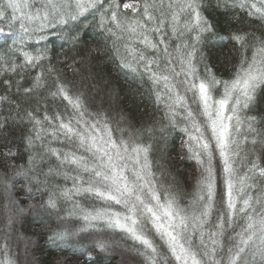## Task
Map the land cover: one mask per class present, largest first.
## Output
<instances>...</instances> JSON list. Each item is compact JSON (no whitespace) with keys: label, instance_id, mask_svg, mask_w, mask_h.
<instances>
[{"label":"snow or ice","instance_id":"snow-or-ice-1","mask_svg":"<svg viewBox=\"0 0 264 264\" xmlns=\"http://www.w3.org/2000/svg\"><path fill=\"white\" fill-rule=\"evenodd\" d=\"M89 18L111 39L118 66L150 82L160 113L151 123L137 127L123 111L118 118L92 111L83 92L73 95L61 82L45 42L57 34L75 47ZM0 24V33L15 37L0 52V75L18 77L3 80L0 107L13 106L12 119L28 126L23 154L4 152L0 264H18L8 240L29 210L56 214L53 244L88 232L105 251L118 233L144 264H264V157L256 153L264 149V114H249L264 99V0H0ZM226 47L235 61L229 57L224 76L212 56ZM45 92L71 114L49 115ZM177 130L200 168L187 204L175 183L165 185L166 167L144 142ZM80 197L102 206L84 207ZM61 202L70 205L66 216Z\"/></svg>","mask_w":264,"mask_h":264},{"label":"trees","instance_id":"trees-1","mask_svg":"<svg viewBox=\"0 0 264 264\" xmlns=\"http://www.w3.org/2000/svg\"><path fill=\"white\" fill-rule=\"evenodd\" d=\"M214 15L223 23L224 17L222 15L219 13H214ZM249 24L253 29L257 26V22L254 21H250ZM0 27H3V24H0ZM244 27L248 28L249 25H244ZM7 31L5 29V33H0V52L6 51L12 45V39L15 38L14 36L7 37ZM12 31L13 33L18 32V26L14 27ZM31 43L34 41H29V44ZM45 43H48L51 49L52 63L59 70L61 82L68 85L70 93L73 95L83 92L85 102L90 110L105 111L116 118L123 111L137 127H140L142 123L149 124L160 116L152 102L151 84L147 77L140 79L118 66L119 61L114 59L115 53L112 50L111 39H106L105 34L90 18L82 26L81 42L75 47L61 39L57 34L50 35L49 40ZM230 56V47L213 50L212 60L218 74L224 76L229 74L231 70ZM231 59L233 62L235 61L234 56H231ZM19 62L17 60V63ZM32 74L34 75L35 72ZM6 78L18 79L14 74L0 75V95L6 91L3 85V80ZM49 87L54 90L53 81L50 77ZM106 93L107 96L113 95L115 98L105 103L101 96ZM43 95L46 97L43 102L47 104L49 115L56 112H60L64 116L71 114V109L67 107L66 101L59 97L54 98L47 92ZM257 100L256 109L249 114L259 117L264 114V99L258 96ZM15 116L16 109L13 106L4 104L0 107V121H5L7 118L4 128L0 130V172L7 170L4 157L7 148L13 147L23 154V136L26 134L28 126L12 119ZM5 136L6 140L4 139ZM182 138L186 137H183L177 130L170 132L167 140L164 141L160 139V134L157 131L155 139L149 140L145 136L144 142L153 144L151 154L153 161L160 160L161 164L166 167V173L161 176L165 185L175 183V190L181 204H187L195 191L196 182L200 177V168L195 160L187 159V150L181 146ZM54 146L63 147L60 144H54ZM256 153L264 157V149H261L259 145L256 148ZM17 162L23 161L18 160ZM261 165L264 166V158L261 159ZM173 177H175V182ZM57 182L65 183L62 180ZM67 186H71L70 181L67 182ZM79 200L84 207L102 206L99 201L88 197H80ZM4 203V194L0 189V245L3 244L5 238ZM69 206L61 202L62 210L59 215L66 216L65 210ZM213 218H215V213ZM58 223L60 221L56 214L52 216L44 214L37 217L31 210L19 217L8 240L12 258L18 264H31L32 257L34 264H144V258L136 252L132 242L122 240L118 233L111 234L110 238L116 243L105 251H101L95 246L92 242L93 238L88 232L70 237L67 242L56 241L53 244L48 240V236ZM74 226H78V224ZM25 237L28 240H25ZM22 243L26 244L24 249ZM224 243L225 245L228 243L227 236ZM26 254L30 255L25 256Z\"/></svg>","mask_w":264,"mask_h":264},{"label":"rangeland","instance_id":"rangeland-1","mask_svg":"<svg viewBox=\"0 0 264 264\" xmlns=\"http://www.w3.org/2000/svg\"><path fill=\"white\" fill-rule=\"evenodd\" d=\"M104 92H106V91H104ZM100 95H102V94H100ZM101 97L104 98L105 103L110 102V100H113L115 98V96H113V95H108L107 96V93L105 95L103 94ZM25 240H28V238L25 237ZM25 240H24V242H25ZM25 247H26V244L22 243V248L24 249ZM29 255L30 254H26L25 256H29ZM31 264H34V258L33 257L31 258Z\"/></svg>","mask_w":264,"mask_h":264}]
</instances>
